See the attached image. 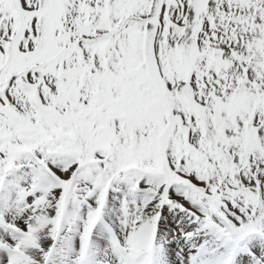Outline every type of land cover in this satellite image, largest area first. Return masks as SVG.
I'll list each match as a JSON object with an SVG mask.
<instances>
[{
    "label": "snow or ice",
    "instance_id": "1",
    "mask_svg": "<svg viewBox=\"0 0 264 264\" xmlns=\"http://www.w3.org/2000/svg\"><path fill=\"white\" fill-rule=\"evenodd\" d=\"M0 264H264V0H0Z\"/></svg>",
    "mask_w": 264,
    "mask_h": 264
}]
</instances>
